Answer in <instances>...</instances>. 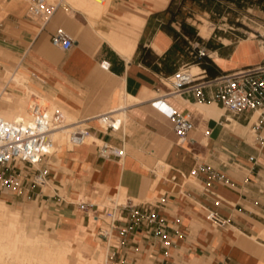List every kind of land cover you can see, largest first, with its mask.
<instances>
[{
    "label": "crops",
    "instance_id": "1",
    "mask_svg": "<svg viewBox=\"0 0 264 264\" xmlns=\"http://www.w3.org/2000/svg\"><path fill=\"white\" fill-rule=\"evenodd\" d=\"M23 1L0 0V61L17 58L11 74L20 70L26 80H5L0 110L11 112L32 87L78 119H89L92 136L123 154L103 158L95 143L56 152L47 165V190V185L30 193L7 190L6 201L20 214L18 232L27 240L70 241L87 260L103 249L100 264H264L263 218L258 212L264 210V144L252 132L257 113L227 112L213 99L212 85L199 94L173 91L171 84L186 63L198 66L208 78L264 64V35L252 28L253 36L216 38L212 31L203 38L191 26L175 22L189 0H169L163 8L146 0H110L100 17L60 3L44 26L29 19L27 11L22 13ZM136 8L147 12L142 26L124 19ZM59 27L74 39L68 51L51 42ZM120 29L129 31L122 41L117 40ZM114 41L131 46L130 52L119 51ZM197 49L204 51L210 72L196 62ZM103 61L109 62L108 69L101 66ZM5 93L11 99H3ZM157 99L188 115L193 129L184 138L152 104ZM120 106L124 117L118 129H104L99 118L93 119ZM263 133L264 125L257 129L258 135ZM157 162L167 167L159 177ZM200 164L209 170L191 175ZM121 193L124 200L150 203L166 222L163 232L155 234L144 224L126 238L116 229L104 236L103 211ZM83 200L95 205L81 210L78 203ZM22 208L37 209V217ZM207 210L227 224L213 225L205 217ZM74 255L68 264L76 263Z\"/></svg>",
    "mask_w": 264,
    "mask_h": 264
},
{
    "label": "built area",
    "instance_id": "2",
    "mask_svg": "<svg viewBox=\"0 0 264 264\" xmlns=\"http://www.w3.org/2000/svg\"><path fill=\"white\" fill-rule=\"evenodd\" d=\"M59 4L48 0H30L27 17L34 21L39 20V26H44ZM51 42L55 47L68 51L73 47L74 39L64 28L59 27L52 34ZM204 55L202 49H197L194 58ZM101 66L108 69L110 64L103 61ZM189 66L187 63L183 64L173 74L172 90H196L200 94L203 87L212 85L213 99L227 112L232 114L248 112L251 117L257 113L256 121L252 123V132L264 144V135L257 134V129L264 125V64L240 68L214 78L201 76V73L190 74ZM29 98L27 116H18L11 120L0 116V191L11 190L18 193L26 190L30 193L35 187L42 188L49 183L50 173L47 165L49 159L57 152L53 138L56 131H65L67 144L72 146L70 149L87 144L92 136L89 119L68 121L64 112L51 108L40 94L30 92ZM152 104L171 120L173 130L179 138H184L186 133L193 129L188 115L178 112L161 99L154 100ZM97 117L104 121L110 119L111 122L104 129H118L122 123L121 119L115 117L113 110ZM92 142L97 145L99 155L103 158L110 159L123 154L121 149L109 141L101 140L98 143L94 139ZM207 170L208 166L200 164L192 170L191 175ZM215 177L225 180L221 173H216ZM93 205L95 202L86 200L78 203L81 210ZM103 215L105 217L103 220L107 223L103 231L104 236L116 229L123 238H126L144 224L155 234H161L166 228L164 218L147 202L126 199L105 209ZM205 217L218 227L227 224V220L214 210H207Z\"/></svg>",
    "mask_w": 264,
    "mask_h": 264
},
{
    "label": "rangeland",
    "instance_id": "3",
    "mask_svg": "<svg viewBox=\"0 0 264 264\" xmlns=\"http://www.w3.org/2000/svg\"><path fill=\"white\" fill-rule=\"evenodd\" d=\"M49 1L54 4L58 2L62 3L63 5L70 4L69 0H66V1L65 0H49ZM192 1L193 0H189L187 2L188 7L181 11V14L177 16L175 22L191 26L193 29H195L196 34L199 32V36L203 38L209 37L212 31H214V33L217 35L216 38L218 36L236 38V36L242 37L243 35L247 36L248 34L250 36H253V33L250 32L252 31V28L257 29L259 33L264 35V24H263L264 23V0H196L194 3ZM23 2H24L23 3L24 9L22 13L24 14L26 13L29 7L30 0H24ZM70 5L73 6V4H70ZM74 7H77L80 9V7L77 5H74ZM100 16L94 15L93 17H100ZM36 22L40 24L39 20H36ZM202 24L203 25L206 24L205 26L208 31L207 36L202 34L201 32L200 26ZM128 32H129L128 29H120L121 34L118 35L117 40L119 41L124 40L123 37ZM222 40L225 43L229 42V40L225 38H222ZM7 61H12L13 66H7V63H8ZM7 61L6 62L0 61V88L4 84L5 80L10 79L11 76H13L14 78L15 77L18 78L19 76L22 75L20 70H17L14 74H11V72L15 68L14 66L17 65L18 63L17 58L8 57ZM188 65H190L189 66L190 68L192 65H195V64L188 63ZM21 80H25L24 77ZM21 80H19V82L24 83V81H21ZM29 88H32V87H27V89H25L26 92L24 95H22L19 105L17 104L13 107V109L15 110L17 109H21V110H19L18 112L15 111L13 112V114L14 113L16 114V112L17 114H19V112L22 113V112L28 111V107L30 103V98H29L30 92H35L39 94L38 91H34L32 89L29 90ZM8 97H10L8 93H5L3 95V99H8ZM45 101L49 104L51 108L56 107V109H59L62 112H64L68 121H76L78 119L76 115H73L72 113L68 112V110L59 106L54 100L50 99L49 97L47 99L45 98ZM22 108H25V110H22ZM241 120L244 121V118L242 117ZM246 131H247V134L251 136V140H252V134H250V131L248 129H246ZM92 141L93 140L89 138V141L87 144L93 143ZM65 142L66 143H64L59 149H56L57 153L61 151H65L66 149H70L72 147L71 145L67 144V141ZM165 170H167L166 165H165ZM162 171L164 170H160V174L158 171V177L161 175ZM50 183L51 182L49 181V183L45 187L46 190L49 188ZM2 192L3 191H0V199H3L7 204H9L10 205L9 208L11 209L18 208L15 205H12L11 202L6 201V198L9 196L8 195L9 192L7 190H5L3 193ZM261 194L264 195V191ZM124 196L125 195L122 193L120 197L119 195L116 194V198L118 202H123ZM263 200L264 199L261 198L262 204H264ZM263 209H264V206H263ZM27 210L31 212V215H34L37 217V209H31V208L21 209V211H23L24 213ZM1 212L2 211H0V213ZM258 212L261 214V218H263L260 221L259 226L264 227V210L258 211ZM1 221H2V224L4 225L6 219L3 218ZM3 228H4V231H7V232L10 230V227H8L7 230L5 227ZM0 231H1L0 235H3L2 228H0ZM28 241H32V240H28ZM7 248L9 249L8 246ZM71 255H74V253L73 254L71 253ZM11 256L12 255L9 256L5 253V257L7 258L5 261V264H25L24 262L22 263L20 259L16 260ZM74 257L77 260L75 264H78L79 261H83V259L87 260L86 258H83V259L81 258L82 259L81 260L80 258H77L76 255H74ZM106 262L107 260L104 262V264H106ZM69 264H70V261H69Z\"/></svg>",
    "mask_w": 264,
    "mask_h": 264
},
{
    "label": "bare ground",
    "instance_id": "4",
    "mask_svg": "<svg viewBox=\"0 0 264 264\" xmlns=\"http://www.w3.org/2000/svg\"><path fill=\"white\" fill-rule=\"evenodd\" d=\"M146 1H148L155 8H163L164 6H166L169 0H146ZM69 3L73 4V6L74 5L79 6L82 10L88 12L92 16L94 15L100 16L108 10L110 0H69ZM145 15H147V12L145 10L136 8L135 11H132V12L130 11L128 15H125L127 17L124 16V19L132 22L133 26L135 25L142 26L144 19H145L144 18ZM202 25L200 26L201 32L202 34L207 36L208 31L205 26L206 24L203 26ZM139 28L140 27H138V29ZM114 46L123 53L130 52L132 48L131 46H128V45L119 44L117 41H114ZM262 50L264 52V47L262 48ZM188 71L190 72V74L196 75L200 73L201 69L196 65H192L190 68H188ZM22 78H23L22 75L19 76L18 78L15 77L17 81L21 80ZM172 80H174V78H172ZM21 81L25 82L26 80H21ZM8 99H11V97H8ZM43 100H45V98H43ZM19 110L21 109H17V110L13 109L11 112H7L6 110L5 111L0 110V113L4 117H6V119L8 118L9 120L15 117H18V116H27L28 114L27 110H26L27 112H22V113L19 112V114H17ZM22 110H25V108H22ZM15 111H17L16 114L15 113L13 114V112ZM113 111H115V117L117 119L123 120L124 111L122 109V106L113 109ZM97 118H99V124L102 126V128H104L108 123L111 122L109 118L106 119L105 121L103 119H100V117H97ZM97 118H93V119H97ZM53 138L55 141L56 149H59L64 143H66L65 141H67L65 131H56L53 135ZM90 139L94 140L96 139V137L91 136ZM96 141L99 142L98 139H96ZM158 170L160 174V170H165V165L163 163H160ZM0 211H2L0 213V228H2V233H3V235H0V264H5V261H6L5 253L9 256L12 255L11 257H13L16 260L20 259L22 263L24 262L25 264H68L69 256L71 255V253L72 254L74 253L80 259L81 258L83 259L82 255L79 252H77L76 250L77 247L75 246V244L73 245L72 242L70 241L55 242L56 240L53 241L51 238L50 240L48 238L36 239L32 241L26 240L25 236L22 233L18 232L17 230V224H18L17 219L19 218L18 216L20 214L17 211L9 208L5 204V202L1 200H0ZM3 218L6 219L4 225L2 224V221H1ZM3 227H5L6 230L8 229V227H10V230L8 232L4 231ZM18 229L20 228L18 227ZM7 246L9 247V249L7 248ZM73 246H75V248H73ZM20 250L21 251L23 250L22 255H21ZM93 256L94 257L92 259L90 258L91 260L83 259V261H79L78 264H100L102 262V261L100 262V260L104 259L105 257L104 250L103 249L98 250V253Z\"/></svg>",
    "mask_w": 264,
    "mask_h": 264
},
{
    "label": "trees",
    "instance_id": "5",
    "mask_svg": "<svg viewBox=\"0 0 264 264\" xmlns=\"http://www.w3.org/2000/svg\"><path fill=\"white\" fill-rule=\"evenodd\" d=\"M203 57H204V56H202V57H200V58H197L196 62H197L199 65L203 66V67L205 68V70H207V71L210 72V66L207 64V62L205 63V61L203 60Z\"/></svg>",
    "mask_w": 264,
    "mask_h": 264
}]
</instances>
